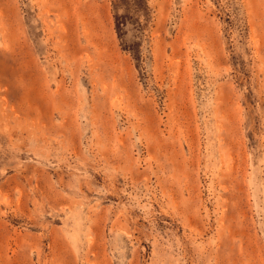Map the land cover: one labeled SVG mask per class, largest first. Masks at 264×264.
Wrapping results in <instances>:
<instances>
[{
	"label": "rangeland",
	"instance_id": "1",
	"mask_svg": "<svg viewBox=\"0 0 264 264\" xmlns=\"http://www.w3.org/2000/svg\"><path fill=\"white\" fill-rule=\"evenodd\" d=\"M0 264H264V0H0Z\"/></svg>",
	"mask_w": 264,
	"mask_h": 264
}]
</instances>
